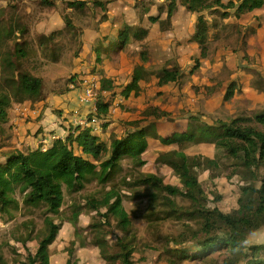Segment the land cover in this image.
<instances>
[{"label": "rangeland", "instance_id": "rangeland-1", "mask_svg": "<svg viewBox=\"0 0 264 264\" xmlns=\"http://www.w3.org/2000/svg\"><path fill=\"white\" fill-rule=\"evenodd\" d=\"M38 1L40 0H1L4 5L17 4L16 10L26 13L24 18V23L26 24L27 20L28 25H26L28 28L26 38L31 42L32 54L25 62L24 67L33 75L45 80V91L50 94L49 98L51 99L46 106L44 102L38 104L13 103L11 109L12 137L2 149L0 160L10 151H25L27 149L24 147L25 143H31L38 137L51 141L53 136H65L63 127L67 131L69 125L73 128L89 126L87 116L84 117L83 113L78 114V111L64 108L60 104L59 96L61 95H56L54 90H57L73 75H78L79 79L83 77L85 85L80 87L83 90L93 79H97L92 78L93 72H98L97 66L95 69H89L87 64L82 66L88 62L89 54L95 53L93 47H100L96 42L90 49V43L87 40H91V43L93 40H100V32L104 24L110 23L112 19L114 25H108V28L115 30V26L119 27L117 36L110 43L111 50H115V43L121 32V25L117 23V19L121 17L127 18L129 27L133 25L138 31L148 32L142 45L144 49H147L149 56L150 49L146 47L145 40H155L156 46H159L160 40L182 39L184 41L181 51L184 58V76L180 86L169 87L165 90H159L158 87L155 90L157 85L155 86L149 81L138 99L129 101L121 99L126 102L125 105L119 102L120 98L117 95L122 89L117 87L111 114L105 119L94 117L96 120L90 124V127L93 126V133L105 143L109 144L125 135L133 134L136 127L128 125L134 122H143L145 117L142 115V111L149 106H156L161 111L170 113L173 121L165 122L164 135L189 130L188 118L190 116L196 115L202 122L212 125L214 121L228 122L242 117L249 118L254 122L255 116L264 111V61L262 62L263 69L256 74L254 81L259 82L262 86L258 91L250 89L257 88L258 85L253 84L247 78L248 70L240 65L243 61L252 62L248 52L264 53V7L255 13L243 14L241 18H238L235 9L228 10L227 16L220 9H210L201 14L191 15L182 6H179L180 10L178 9V13L172 18H167L166 12L165 17L159 23L151 24L140 13L142 10L140 7L143 5L149 8L151 16L159 15L158 9L150 5L149 0H100L111 2L108 20L104 23L100 21L104 14L101 12L102 9L97 11L93 3L99 0H83L86 5L81 9L72 8L63 0H47L53 5L45 4L39 8L36 4ZM153 1L163 7L166 0ZM229 2L238 3L239 0H229ZM85 9L87 10L85 14H76L79 11L84 12ZM205 13L206 15H204ZM200 15H204V26L207 29L206 44L203 48H200L198 42L192 39L199 28L198 18ZM0 20H3V15L0 16ZM17 22L18 18L16 17L14 21L0 23V50H2L4 41L9 40L6 38V32ZM130 28L134 30L133 27ZM55 31H57L56 34L52 36L51 33ZM48 35L51 37L48 38ZM163 35L166 37L163 38ZM40 40L53 41L50 43L47 53L40 45ZM225 40L237 41L227 42L223 47L222 43ZM249 40H255V45L251 49L248 48ZM239 52H243L244 57L239 58ZM122 55L128 58L125 67L129 71L127 74H121L128 77L127 85L131 82V73L138 64H136V60L138 59L140 62V57L133 46L123 51ZM163 56L165 55L158 54L156 56L153 54L152 58L150 56L149 68H152L149 71L150 77L152 75L155 78L153 68L156 66H152L154 61L157 60L160 63ZM196 59L200 60L198 68H195ZM224 62L229 67L228 70H222ZM209 66L218 69L211 72ZM192 68H195L193 73H191ZM233 82H236V85L233 86L234 96L228 101L224 100ZM237 82L240 90L237 87ZM3 87V82L0 80V91L4 90ZM253 94L254 98L251 101L248 98ZM108 96H110L109 93ZM57 111L61 112L62 117L57 116ZM80 118L84 119V125H79ZM152 122L154 121H146L142 127L145 128ZM4 128H8V126H4ZM41 128L44 132L38 134L37 138H33V134ZM73 149L77 155L89 158L84 156L77 145H74ZM150 150L146 156L147 164L144 167L138 168L130 161L124 160L120 173L105 185L93 181L78 194L65 192V201L61 209L64 226L60 231L59 239L50 249L53 264H65V254L71 244L78 246V258L81 264H115L102 260L100 250L91 241L94 237V229L90 226L100 223L101 217L97 209L88 204L90 200L104 199L111 190H115L122 197L125 210L131 219V238L134 239V246L137 250L134 264H170V260H175L173 256L179 255L173 253L174 255L170 257L165 253L164 244L180 249V253L183 254L199 250L194 245H198L199 241L204 238V221L198 217L165 219L164 214L161 213L163 207L159 205L158 199L150 200L148 198L149 187L134 186L133 182L149 174L164 177L170 183L178 182L173 170L166 164L171 153L178 150L190 157L199 156L203 160L207 158L216 160L218 164L216 167L200 169L199 179L205 190L218 188L224 194V201L234 204L239 193V186L243 184L242 177L238 173L247 171L240 165L238 159L230 156L226 148L217 146L214 141L197 145L187 144L183 148L167 147L161 145L159 141H155ZM245 184H248V180L245 181ZM15 198L18 203L17 207L0 214V252L9 264H16L18 259L22 260L24 257L25 249L22 242L31 229L33 236L37 238H40V234L45 231V208L26 205L24 194L19 190ZM184 204L186 207L189 206L187 203ZM99 211L105 213L106 210ZM240 238L246 248L264 244V229L251 231ZM36 248L37 241H34L31 249L34 251ZM161 252L164 257L159 259Z\"/></svg>", "mask_w": 264, "mask_h": 264}, {"label": "trees", "instance_id": "trees-1", "mask_svg": "<svg viewBox=\"0 0 264 264\" xmlns=\"http://www.w3.org/2000/svg\"><path fill=\"white\" fill-rule=\"evenodd\" d=\"M63 1L76 9L86 5L83 0ZM149 2L158 9L159 15L151 16L149 8L143 5L140 7L142 8L140 13L151 24L159 23L166 12L167 18H172L180 10L179 6L191 15L201 14L210 9H220L227 16L228 10L235 9L238 18L243 14L255 13L264 7V0H239L238 4L229 1L225 3L223 0H166L163 7L155 4L153 0ZM93 3L97 11H101V8V12L104 13L100 21L107 22L111 2L99 0ZM36 4L39 8L45 4L53 5L47 0H40ZM17 7V4L4 5L0 0V16L3 15L0 23L5 24L18 18L17 24L6 32V38L9 40L4 41L0 50V68L3 70H0V80L4 85V90L0 91V153L12 137L13 103L44 102L46 106L50 96L45 91V80L33 75L24 67L25 62L31 57L32 50L31 42L26 38L28 35L27 20L26 24L24 23L26 13L18 12ZM86 11L85 9L84 12L79 11L76 14L83 15ZM204 18V15H200L199 28L192 36L200 48L205 46L207 37ZM117 23L121 25V32L115 43V50H110V53L121 54L133 46L139 54L140 62L134 67L131 82L127 85V76L109 77L104 72H93L96 77H102L97 81L96 112L86 117L89 123L96 120L94 117L105 119L111 114L117 87L122 89L120 94L125 100L136 99L142 94L140 82L150 77L147 68L151 58L142 45L148 32L134 31L127 25V18L124 17L118 18ZM56 32H52L51 35L54 36ZM50 37L48 35V38ZM40 42L47 53L53 41ZM183 42L182 39L173 40L172 52L163 56L156 66L158 89L170 85L180 86L184 76V58L181 52ZM94 47L96 61L100 62V48ZM195 63V68H198L200 60L196 59ZM195 68H192L191 73ZM82 83L83 80H80L78 75H73L54 90V93L65 95L80 88ZM235 85L236 82L230 85L224 100L228 101L234 96ZM237 87L240 90L238 83ZM106 92H110V96L104 97ZM142 115L145 117L143 122L128 125L136 127L133 134L125 135L109 144L94 134L90 126L85 128L68 126L67 131L64 128L65 137L54 141L46 152L27 148L25 151H10L5 154L0 160V214L17 207L15 195L19 190L24 194L26 205L43 206L46 216L45 231L37 238L33 236L31 229L22 242L25 249L24 257L22 260L18 259L16 264H53L50 249L59 239L64 226L61 209L65 201V192L78 194L93 181L105 185L120 173L124 160L130 161L138 168L144 167L147 164L146 156L155 141H159L163 146L181 148L187 144L197 145L214 141L217 146L226 148L230 156L238 159L240 165L247 171L238 173L243 184L239 186L234 204L225 202L224 194L218 188L205 190L199 179L200 169L216 167L218 165L216 160L208 158L203 160L199 156L190 157L178 150H174L166 162L178 182L170 183L166 178L155 174L144 175L133 182L134 186L149 187L148 198L158 199L159 205L163 207L161 213L165 219L198 217L204 221V238L198 245H194L198 251L183 254L180 253V249L164 244L165 253L170 257L174 255L173 253L179 255L173 256L176 261L170 260V264H264V244L246 248L240 238L251 231L264 229V111L255 116L254 122L242 117L228 122L214 121L212 125L202 122L196 115L190 116L189 130L169 135L163 134L165 122L173 121L169 112L161 111L156 106H149L142 111ZM57 116L62 117L60 111H57ZM146 121L154 122L143 128L142 124ZM43 132L42 128L39 129L33 134V138H37L38 134ZM74 145L89 158L77 155L73 149ZM246 180L248 184H245ZM184 203L189 206L186 207ZM88 204L95 207L101 217V222L93 224L90 228L94 229L91 241L100 250L102 260L115 264H134L137 250L134 246L135 241L131 238V219L125 210L122 197L115 190H111L104 199L90 200ZM101 209H105V213H101L99 211ZM34 241H37V248L33 251L31 245ZM189 256L194 258L191 259ZM162 257L163 252L159 259ZM0 264H9L1 252ZM65 264H81L77 245L71 244L67 249Z\"/></svg>", "mask_w": 264, "mask_h": 264}, {"label": "crops", "instance_id": "crops-1", "mask_svg": "<svg viewBox=\"0 0 264 264\" xmlns=\"http://www.w3.org/2000/svg\"><path fill=\"white\" fill-rule=\"evenodd\" d=\"M229 0H223V2H228ZM238 4V3H237ZM209 12V11H208ZM206 15V13L204 14ZM114 25V21H112V19L110 20V23L108 22V24H104L101 32H100V40H93L91 43V40H87L89 41V47L91 49L92 45L94 43L97 42V45H99L100 47V53H101V60L100 62L96 61V54L94 53L89 54V58H88V62H85L82 66H84L85 64L89 65V69H95L97 66V71L100 72H104L109 76H120L121 74H127L128 73V69L125 67L126 62L128 61V58L125 55L121 54H111L110 53V43L113 41V38L117 36V32L119 30L118 26H115V30H113L112 28H108V25ZM130 27H133L134 30L136 32H140L138 31L137 28H135L133 25H131ZM172 34V33H169ZM173 35V34H172ZM166 35H163V38H165ZM173 40H160L159 42V46H156L155 44V40H145V45L146 47H148L150 49V56L152 58L153 54L158 56V54H163V55H167L171 52V43ZM217 41H223V40H217ZM237 40H225L222 45L224 47V44L227 42H236ZM255 45V40H249V49H251V47H253ZM153 47H155V49H153ZM237 54V53H235ZM239 58L244 57L243 52H239L238 53ZM248 55L251 57V61L252 62H248V61H243L242 63H240V65H242L246 70H248L249 75L247 76L248 79H250L252 81L253 84L258 85L257 88L253 87L250 88L251 90H259V88L261 89V85L259 82H254L255 78H256V74L259 73L260 71H262V62L264 61V53L262 52H258V51H254V52H248ZM156 60V59H155ZM139 63V60H136V64ZM159 63V61H154V64L152 66H157V64ZM151 64V63H150ZM150 64L148 65L147 71H151L152 68H149ZM210 67V71L213 72L215 71L216 67ZM222 70H228L229 67L227 65H225V62L223 63V67H221ZM92 71V70H91ZM153 72L155 75V68H153ZM95 77L97 79H100L102 76H93L92 74V78ZM156 78V75H155ZM152 75L149 79H147L146 81H141L140 82V87L142 89V93L144 92L143 90H145L146 86H147V82H152L153 85H157V79H155ZM95 79V80H97ZM80 80H83V77L80 78ZM183 82V81H182ZM238 83V82H237ZM85 85V81L83 80L82 86ZM239 86V85H238ZM169 87H174V86H166L163 89H167ZM240 87V86H239ZM82 88V87H81ZM78 88L76 90H73L65 95H61L60 97V104H62V106L64 108H66L67 110H75L78 111V114H82V116H88L89 114H94L96 112V100H90V102L87 103V101H84L82 99L83 95H84V91H82L83 89ZM157 89V86L155 87V90ZM160 90V89H159ZM115 92H117V89L115 90ZM241 92V91H240ZM263 92V90H262ZM108 93L110 94V92H106L104 93V97L108 96ZM120 100L119 102L122 105H125L126 102H123L121 99L125 100L120 92L117 95ZM141 97V96H140ZM254 98V94L252 96H250L248 99L249 100H253ZM50 99L49 98L47 100L48 103H50ZM138 99V98H136ZM132 100V99H130ZM129 101V100H126ZM30 103V102H29ZM40 103V102H39ZM33 104H38V103H33ZM48 105V104H47ZM49 111V109H47ZM69 119V117H67ZM95 121V120H94ZM68 123V122H66ZM93 123V122H92ZM90 123V124H92ZM89 124V126H90ZM71 126V125H69ZM93 128V126H91ZM65 127H63L64 129ZM47 132V131H46Z\"/></svg>", "mask_w": 264, "mask_h": 264}, {"label": "built area", "instance_id": "built-area-1", "mask_svg": "<svg viewBox=\"0 0 264 264\" xmlns=\"http://www.w3.org/2000/svg\"><path fill=\"white\" fill-rule=\"evenodd\" d=\"M97 81L98 80L93 79L91 81V83L89 85L85 86V88L83 90L84 95H83L82 99L84 101H87V103L90 102V100H96V102H97V98H98V95L96 93ZM84 124H85L84 119L80 118L79 125H84ZM81 127H85V126H81ZM63 137H65V136H53V137H51L52 142L50 140L48 141V139H46V138L44 139L42 137H38L35 141H33L31 143L26 142L24 147L29 148L30 150L40 149L43 152H46L50 148V146L53 144L54 141L62 140ZM49 142H51V143H49Z\"/></svg>", "mask_w": 264, "mask_h": 264}, {"label": "bare ground", "instance_id": "bare-ground-1", "mask_svg": "<svg viewBox=\"0 0 264 264\" xmlns=\"http://www.w3.org/2000/svg\"><path fill=\"white\" fill-rule=\"evenodd\" d=\"M189 258H191V259H192V258H194V257H191V256H189Z\"/></svg>", "mask_w": 264, "mask_h": 264}]
</instances>
